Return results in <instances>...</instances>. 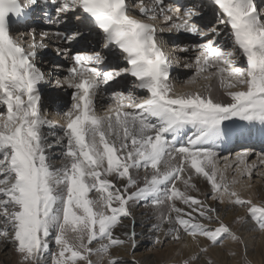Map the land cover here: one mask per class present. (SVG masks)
Segmentation results:
<instances>
[{"label":"snow or ice","instance_id":"1","mask_svg":"<svg viewBox=\"0 0 264 264\" xmlns=\"http://www.w3.org/2000/svg\"><path fill=\"white\" fill-rule=\"evenodd\" d=\"M39 3L0 0V244H10L21 264H100L113 247L137 246L138 206L152 209L154 244L190 237L206 253L224 238L240 241L209 200L245 209L264 232V204L244 199L236 187L252 178L251 153L221 167L219 151L249 126L264 127V15L254 0H209L215 22L208 23L202 22L203 4L194 2L151 0L146 7L139 0L141 19L128 0H44L54 5L50 24L67 28L73 18L83 20L103 37V50L75 53L67 77L54 82L73 89L56 140L58 162L45 131L53 124L42 105L41 85L49 75L36 62L47 33L37 40L30 30L31 41L18 38L23 32L13 34L26 8ZM145 19L160 20L166 25L161 32L198 37L179 46L195 52L185 65L194 68L189 83L216 80L228 102L213 98L211 83L207 94H177L170 57L155 24ZM54 34L65 43L86 39L79 29ZM117 54L122 66L111 63ZM120 77L132 78L131 89L117 90ZM101 93L109 101L103 111L96 105ZM51 102L58 106L55 98ZM195 178L209 187L204 199L190 194L199 191ZM118 227L126 238L116 235Z\"/></svg>","mask_w":264,"mask_h":264},{"label":"bare ground","instance_id":"2","mask_svg":"<svg viewBox=\"0 0 264 264\" xmlns=\"http://www.w3.org/2000/svg\"><path fill=\"white\" fill-rule=\"evenodd\" d=\"M133 7L132 11L136 13H140V3L139 0H131ZM186 3V5L190 4V3H195V1L193 0H183V3ZM258 6H261L260 11L262 12V15H264V0H257ZM135 4V5H134ZM202 4V3H201ZM139 6V8H138ZM144 6L146 7H151L152 3L151 0H144ZM203 23H208V22H212L211 20V15L212 12L210 8L205 7L206 4L203 3ZM259 6V7H260ZM44 15V14H42ZM52 15V13H51ZM71 15V14H70ZM206 16H208L207 20H205ZM153 24L156 23H162L160 20H156V21H152ZM151 22V23H152ZM150 23V22H147ZM87 25H90L88 22L86 21H76L74 18L71 21V24L66 28L63 24L59 25V26H53V27H46V26H40V28L38 30L40 31H36L35 33H39L38 39L40 38L42 33H47V34H52L54 35V33L56 31H72L75 29H79L80 31H82L84 33V37H86V39H80L79 42H77L76 40L71 41L70 43H65L62 40V37H52L51 35L46 39L48 42V47L49 49H51L52 51L56 52L57 49H68V51H66L65 53H77V52H91L93 50L96 51H101L103 50V45L102 46H95L94 41H95V37H98V40H96L97 42L99 41V33L97 30L93 29L92 27H89ZM162 26L164 24H161ZM159 24V26H161ZM87 26V27H86ZM166 27L163 26L161 28ZM157 28V26H156ZM161 28L157 29V33L158 35H160L161 37V42L163 43V46L165 48V51L168 53L169 57H170V61H171V81L172 82H178L177 84L178 86V91H176L177 94H181V93H187V92H193V91H199L201 93L207 94V92L209 91L208 85L211 83L212 88V94H213V98L216 100H220L223 102H228V97L224 94L223 89L220 87L218 81L216 80H211V81H207L204 80L202 77L199 78L201 80H203V82H205V85L201 86H194L195 83H189V81L191 80L190 76L186 77L185 79H182V81H180V77H182L183 75H188V72L185 74L184 72H180L177 69L176 64L179 63L180 61L183 62L184 65L191 63V57H194L195 52L193 54V52L191 53H184V52H180L179 51V46H184L187 45L189 43H191V41H194L196 39L195 36H191V37H186L184 33H178L177 35H174L175 31L173 32H168L167 30L161 32ZM30 29H33V27L31 26H24L22 29H20L19 31L14 30V34L17 35V33L19 32H23L25 33L26 36L30 37V35H28V33L30 32ZM88 33V34H87ZM24 36H18V38L23 39ZM194 39V40H193ZM85 41L82 42V41ZM88 41V42H87ZM199 40H195L194 43L198 42ZM165 42V45H164ZM45 43V42H44ZM46 44V43H45ZM90 46H87L89 45ZM94 47H91L92 45ZM47 45V44H46ZM96 47V48H95ZM106 51V50H104ZM58 52V51H57ZM64 51H60V54H63ZM49 52L46 49H43L40 54H39V58H41L42 60H44V62L40 63L41 69L44 70L47 73L46 69H52L55 71V74L57 76V78L54 79H60L62 80V77L65 75H68L67 69L65 66H67V62L61 59H58V57H52L49 56ZM116 56H112L111 57V63L113 65L119 64L121 65V61H115ZM52 61L53 65L51 66L48 62ZM56 63V65H55ZM187 70L190 72L194 70L193 67H186L184 68V71ZM48 74V73H47ZM50 74V73H49ZM179 78V79H178ZM120 83L116 86L117 90H128L131 89V87L127 86V82L129 81V77H120ZM198 79V80H199ZM56 87V86H53ZM73 89L68 88L66 85L63 88H50L47 89L46 84H42L41 85V93H42V105L43 108L45 110V112H50V115H46L47 118H53L55 122H52L53 124V128L52 129H45L46 132H49L50 134L48 135V140L49 142L53 145L52 148V152H53V156L54 159L57 160V162L59 161V157H60V153H61V147L56 144V140L59 136L62 135V128L65 124V119L62 115V113L64 111H66L68 109V104H67V99L68 95L70 92H72ZM55 98L58 101V106H54L52 104V99ZM109 101L106 95H104L103 93H101V95L98 97L97 101H96V105H97V109L101 111V109H106L107 105H108ZM66 109V110H65ZM49 114V113H48ZM239 139H241L243 143H241L243 146L239 147V151L238 152H243V151H251V149L246 148V145L251 146V144H256V143H262V147H260V149L255 148L257 151L255 154H257V157L259 156V154L257 152H264V127H261L259 125H255L252 126L251 128H248L244 131V134L238 137H233L231 140L227 141L226 143H224L221 147H220V156H221V160H225L227 162V164L229 163V160L231 156L230 155V149L234 147V145L232 146V144L235 141H238ZM243 150V151H241ZM250 153H254V152H250ZM239 154V153H238ZM237 154L234 155V158L231 160L234 162L235 156ZM227 158V159H225ZM258 160V159H257ZM260 160L254 161L252 165L259 163ZM200 181V186H202L201 190V194L207 192L209 189L206 187V182L202 179V178H195V181ZM197 185V184H196ZM182 186V185H181ZM237 191L241 192V195L247 197V198H252V195H254L256 192H260L264 193V187H261V192L259 191H255V192H249L248 190L244 189L246 188V184L245 185H237ZM247 189V188H246ZM192 195V194H191ZM213 207H215L219 213L221 218L224 220V222H227L228 224H230L233 219H235L236 217H240L241 215L246 213L245 209H240V208H233V205H229L227 204L225 207H217L213 204H211ZM183 207V206H182ZM226 207H228V209L230 208L231 212H225L224 209H226ZM133 215L135 216V233H136V241H137V247H139V245H142L143 243L150 241L153 242L156 233L153 231H150V228L152 227V225L154 223H156L155 218L153 216V212L152 209L150 208H144V207H136L134 209ZM125 225H127V231L131 232L132 227H133V223L131 220H125L124 221ZM242 230L244 231V234H246V244H247V248L251 249V244L253 243V239H250V237L248 236H252V235H256L254 234L255 228H254V224L251 222H245ZM125 231V229H121V228H117L116 229V235L120 236L121 238H126L123 235V232ZM253 233V234H252ZM248 238V239H247ZM165 238L163 237V235H161V240H164ZM232 239H226L225 241V245L228 247L229 246V250L231 249V245H232ZM177 241H172V240H166L163 244H157L162 245V246H168V250L170 251L172 249V245L176 244V246H178L179 248H181L183 250V252H185L186 254H191L197 251V247L195 246V244H193L192 240L190 237H184V239L180 242ZM154 243V242H153ZM202 243H205L204 241H202ZM12 246L10 244H0V253H4L5 255L9 254L10 252V248ZM131 248V247H130ZM223 248V246L221 247ZM211 251L215 252H220V247H216L213 248ZM212 252V253H213ZM225 258V257H222ZM221 259V258H220ZM260 258L257 260L259 261Z\"/></svg>","mask_w":264,"mask_h":264},{"label":"rangeland","instance_id":"3","mask_svg":"<svg viewBox=\"0 0 264 264\" xmlns=\"http://www.w3.org/2000/svg\"><path fill=\"white\" fill-rule=\"evenodd\" d=\"M193 1H195V3L206 4L205 7L210 8L211 11H213L212 15H211V20H212V22H215L214 10H213V7L211 6V4L209 3V0H193ZM254 2L257 6V10L262 14V12L260 11L261 6L260 5H259L260 7L258 6L257 0H254ZM128 4L130 7H133V4L130 3V1L128 2ZM138 8H139V6H138ZM134 14H136L138 18L144 19L143 17L140 16V13H136V11H135ZM207 17L208 16L205 17L206 18L205 20L208 19ZM144 22H150L151 23L152 20L145 19ZM159 24L161 25L163 23H160V22L156 23L155 26H157V29L165 26V25L159 26ZM164 28L166 29V27H164ZM72 31H74V30H72ZM177 34L178 33H175L174 35H177ZM184 34L186 37H191L190 35H188L186 33H184ZM98 36H99V41L98 42L96 41V40H98V37H95V41H94V44L96 47L103 45L102 35L99 33ZM36 37H37V40H39L38 36H36ZM24 40H29V39L25 38ZM195 40H199V38L196 37ZM194 41H191V43H189L187 45L194 44ZM44 42L47 44V47L39 49L37 51L38 55H37V61L36 62L40 68H41L40 63L44 62V60L39 58L40 57L39 54L43 49L48 50V52L50 54L49 56H51V58L55 56V57H58V59L66 61L67 62V66H65L66 68H68L71 65V63H72L71 57L75 53L70 54V53H65V51H64L63 54L62 53L60 54V52L59 53L57 51L54 52L51 49H49L48 43H47L48 41L46 39L44 40ZM164 45H165V42H164ZM87 46H90V44ZM91 47H94V46L92 45ZM193 54H194V52H193ZM118 60L121 61V63H122L121 66H122L123 61L119 59V56L117 54L115 61H118ZM48 63L51 66L53 65L52 61H49ZM55 65H56V63H55ZM176 66L180 72H184L185 74L188 72V75H183L182 77H180V79L178 78L180 81H182V79H185L186 77H189V76L192 78V76L194 75V70L191 72H190V70L184 71V68H186V66L183 64V62L180 61L179 63L176 64ZM241 66H243V63H241ZM46 70H47V73L49 75V82L45 83L47 89H49V90H50V88L56 89L57 87H53V86H55V83H54L55 80H57V79H54V78H57V76L55 74H53V73H55V71L52 70L51 68L46 69ZM65 77H67V75L63 76L62 80H64ZM172 83L174 85L175 91H178V86H179L177 84L178 82L177 83L172 82ZM205 84L206 83L203 82V80L199 79L198 82L195 83L194 86H201L202 87V85H205ZM127 86L132 87V78L131 77H129V81L127 82ZM72 92L67 94L68 98H66V99H67L68 108H70L71 103H72ZM103 110H105V109L104 108L101 109V111H103ZM45 113H46V115H50V112H48V111ZM51 117L50 118L46 117V118L48 120H50L51 122H55L54 119ZM251 127L252 126H249V128H251ZM241 141L242 140L239 139L238 141H235L232 144V146L234 145V147L230 149L231 154L228 155V156H231L230 157L231 160L234 158L235 154L240 153V152H238L240 150L239 147L243 146L241 144L243 142H241ZM262 145L263 144L259 143V142L256 144L253 143V144H251V146L246 145V148L251 149V151L254 153H251V155L248 158L249 164L252 166V169H253L252 178H251V180H248V179L242 180L241 184L239 185V186H241V185L246 184L247 189L245 188L244 191L248 190L249 192H255L256 190L259 191L261 189V187H264V165H262L260 162L252 165L254 161L258 162V160H260V156H264V152H257L259 154L258 157H257V154H255L257 151L255 148L260 149V147H262ZM241 151H243V150H241ZM220 164H221V167H223L224 165L227 164V162L225 160H220ZM232 178H233V174H232L231 169H229L228 170L229 182L231 181ZM236 178L240 179L238 174H237ZM195 183L197 184V188L199 189V191L192 192L190 194H192L193 196H196L199 199H204V193L201 194L202 186H200V181L197 180V181H195ZM249 185H250V187H249ZM206 187L209 189L208 185H206ZM261 192H263V191H261ZM242 197L244 199H249L243 195H242ZM251 200L257 204H264V193L260 194V192H258V193L256 192L254 195H252ZM208 203L213 204L217 207L218 206L219 207H222V206L225 207L227 205V203L220 204V203H218L216 201H212V200H209ZM181 207H182V205H181ZM233 208H240V207L233 206ZM240 209H242V208H240ZM224 210H225V212H231L230 208L228 209V207H226V209H224ZM238 218H243L244 220L253 223L254 228H255L254 234L258 233L256 235L248 236V237H250V239H253V243L251 244V249H248L246 247L247 246L246 234H244V231L242 230L245 222H243V221L238 222ZM225 223L228 224L227 222H225ZM228 225L232 228V230L239 237H241L240 241H234V240L232 241V245H231L232 250H229V246L227 247L225 245L226 239H229V238H224L221 246L209 247V250L206 253H201L197 249L196 252L191 253V254H186L185 252H183V250L181 248L176 246V244L172 245V249L169 251L168 246H162V245L158 246L157 244H154L153 242H150V241H147V242L143 243L142 245H139V247L134 248V249L132 248L130 243H127V244L119 245V246H116V247H113L112 249H110L109 255L103 257V259L100 261V264H108L109 259H115L117 261V264H184L185 261H191V258L193 256H198V259L196 261H193L192 264H249V262H250V264H264V232L260 231L259 228L255 225V223L250 220L247 212L245 214L241 215L240 217L238 216L235 219H233V221ZM175 243H177V242H175ZM222 246H223V248H221ZM216 247H220V252L211 251L213 248H216ZM52 248H53V250H55L54 245H52ZM9 252L10 253L7 255H5L4 253H0V264H21V258L16 253V251L14 250L13 247L10 248ZM222 257H225V258H222ZM259 258H260V260L257 261ZM92 259H93V261L100 260V258L97 256H93Z\"/></svg>","mask_w":264,"mask_h":264},{"label":"trees","instance_id":"4","mask_svg":"<svg viewBox=\"0 0 264 264\" xmlns=\"http://www.w3.org/2000/svg\"><path fill=\"white\" fill-rule=\"evenodd\" d=\"M85 41H86V40H84V41H82V42H84V43H85ZM87 42H88V41H87Z\"/></svg>","mask_w":264,"mask_h":264}]
</instances>
